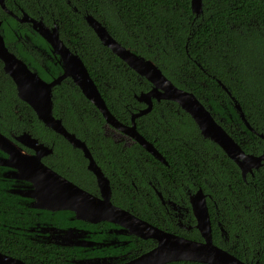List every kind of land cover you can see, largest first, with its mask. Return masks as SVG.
I'll return each mask as SVG.
<instances>
[{
    "label": "trees",
    "instance_id": "16d2710c",
    "mask_svg": "<svg viewBox=\"0 0 264 264\" xmlns=\"http://www.w3.org/2000/svg\"><path fill=\"white\" fill-rule=\"evenodd\" d=\"M5 3L17 14L22 8L32 16L42 15L47 24L59 22L60 37L80 56L109 111L120 122L130 124L132 113L145 107L136 95L149 90L151 83L100 42L84 19L85 11L99 18L122 45L151 59L173 84L192 91L245 152L264 153V139L259 135L264 134V0H202L203 12L198 17L191 11L190 0ZM0 18L6 45L30 68L46 80L61 72L55 59L46 60L52 75L43 70L34 45L48 46L38 34H29L28 41L18 39L15 32L25 33L26 27L1 9ZM234 101L254 132L245 126ZM52 102L54 116L85 142L110 180L114 204L158 224L163 205L156 190L188 209V193L201 188L208 196L213 242L242 260L264 264V165L243 178L238 166L217 144L204 138L191 116L170 100H153L151 110L135 119L139 133L153 143L167 164L136 142L123 146V141L106 135L101 112L70 78L53 87ZM23 131L51 145L52 154L44 158L48 165L89 192H97L81 150L38 120L17 96L0 61V132L10 136ZM16 199L0 191V208L8 209L6 214L0 211V222L6 216L19 219L20 213L13 207ZM167 221L173 231L174 221ZM185 235L201 239L194 226ZM0 251L29 264L39 260L49 264L55 257L49 246L30 245L13 234L7 237L1 228ZM56 253L60 254L57 248ZM165 264L206 263L182 260Z\"/></svg>",
    "mask_w": 264,
    "mask_h": 264
},
{
    "label": "water",
    "instance_id": "95a60500",
    "mask_svg": "<svg viewBox=\"0 0 264 264\" xmlns=\"http://www.w3.org/2000/svg\"><path fill=\"white\" fill-rule=\"evenodd\" d=\"M1 8L14 15L0 0ZM192 13L198 17L202 14V0H190ZM20 22H28L39 32L50 45L52 53L58 56L61 73L50 81L43 79L39 73L30 68L28 63L5 43L1 31L0 19V61L3 71L8 74L15 84L17 96L26 102L34 111L38 120L55 133L63 136L73 148L81 150L87 159V169L94 175L99 190V196L94 195L77 184L66 179L58 172L48 167L42 157L52 148L38 141L29 132L23 131L19 135L7 137L0 132V151L7 156H0L1 170L4 175L14 180H24L30 186L21 189H11L12 192L31 198L33 208L50 211L69 210L79 220L89 222L109 221L121 227H128L133 233L142 238H152L156 244L150 250L121 264H165L171 261H197L206 264H257L256 261H246L238 258L234 253L215 244L212 240V225L208 213L206 193L198 188L189 196V203L196 220L201 240L187 238L176 233L160 229L143 220L127 209L118 207L111 202V185L108 177L93 159L87 145L74 133L68 131L60 118L52 112V88L60 84L65 78H70L77 85L82 94L101 112L105 120V134L108 127L115 128L132 142H137L148 153L159 161L166 163L165 158L154 147L153 143L139 133L135 119L148 113L153 100H170L188 113L204 138L217 144L223 152L238 166L241 175L259 168L264 160V153L253 154L245 152L240 144L214 118L211 111L190 90L173 84L151 60L138 55L128 47L118 42L108 31L106 26L93 15H85L86 23L93 29L100 42L117 55L127 66L140 76H144L151 88L136 95V99L145 107L133 112L131 123L124 124L117 120L109 111L100 91L89 74L80 56L71 50L60 38L58 26L47 27L44 23L23 12L21 17L14 15ZM224 89L225 85L220 83ZM234 107L244 121L245 126L252 132L255 130L244 117L240 105L234 101ZM264 139V134H259ZM117 141L115 135L112 136ZM131 143V142H129ZM22 145V146H21ZM32 149L28 152L24 147ZM2 171V174H3ZM161 197V193L158 192ZM173 202V201H172ZM77 237V236H75ZM83 246L82 241L74 242ZM0 264H26L23 260L0 251Z\"/></svg>",
    "mask_w": 264,
    "mask_h": 264
},
{
    "label": "flooded vegetation",
    "instance_id": "af4514ba",
    "mask_svg": "<svg viewBox=\"0 0 264 264\" xmlns=\"http://www.w3.org/2000/svg\"><path fill=\"white\" fill-rule=\"evenodd\" d=\"M4 2H5V0H4ZM5 6L7 7L6 3H5ZM0 9L5 14L10 15L18 23H20L21 25H24L26 27L25 33H20V32L16 33L15 32V35L17 36L18 39L23 38V40L28 41L30 39L29 34H32V33L38 34L43 39V37L39 34V32L36 31L34 28H32L30 23L20 22L14 16V15H16L17 17H21L23 12H26L29 16H31L35 19L41 20L44 23V25L47 27H52L53 25H57L58 31L60 30L59 22H57L56 20H53V22L51 24H47L45 22V20L43 19L42 15L37 16V17L32 16L30 13H28L27 11H25L22 8L19 9L20 13L17 14L15 12H13L10 8L7 7V9H9L14 14V15H12V14H9L6 11H4L1 8V6H0ZM74 10H76V7H74ZM85 12L86 13L83 14L84 19H85V15L91 14L87 11H85ZM91 15H93V14H91ZM93 16L98 21H100L102 23V21L99 18H97L95 15H93ZM1 21H3V20L1 19ZM59 36H60V32H59ZM43 41L48 46L47 47L48 50L41 47V46H38V45H34V47L42 57L41 58V66H42L43 70H45L50 75H52V73H51L52 71H51L48 63L46 62V60L48 59L50 61H53L55 59V62L59 63L58 62V56L52 53V49H51L50 45L44 39H43ZM63 42L65 43L64 40H63ZM56 76H53V75L50 76L51 78L48 79L47 81L52 80ZM52 90H53V88H52ZM108 129H110V130H108ZM108 129L106 130L107 131L106 135H109L111 137L113 135H115V138L117 139V141L116 140L115 141L116 142H120V141L122 142L123 141L124 142L123 146H125V145L129 146L130 144L133 143L132 141H130V139L128 137H126L123 133H121L117 129H115V128L112 129L111 127H108ZM21 133H19V134H21ZM19 134L11 133L10 136H7L6 134H4V135L13 139L12 135L14 136V135H19ZM129 142H131V143H129ZM45 145L51 147V145H48V144H45ZM24 148L28 152H31V153L33 152L32 149H29L27 147H24ZM52 151H53V149H52ZM50 154H52V152H50V153H48L42 157V161L48 167H51V166L48 165L44 161V158H46ZM0 156H7V154L0 151ZM164 164H167V162ZM263 165H264V160L262 161L261 166H259V168L262 167ZM259 168L253 169L252 172H248V173H246V175L247 174H254L253 171L254 170L257 171ZM1 169L2 168L0 167V191L4 192L5 194L11 195V197H15V199L17 198L15 200L16 205L13 204V207L18 209V212L20 213V217L18 220H13V219H9L6 216L0 222V228L2 229L5 236H7V237L9 236V234L17 235V236L22 237V239L28 240L30 245L45 244V245L49 246V250L53 251V249H54L55 257L53 256L50 258L51 264H121L125 261L133 259V258L139 256L140 254L150 250L156 244V242L152 238H142V237L138 236L137 234L133 233L128 227H121V225H119L117 223H112L109 221L89 222V221H85V220H79V219H76L74 217V213L72 211H69V210L50 211V210H46V209L33 208L30 205L31 201H32L31 198H28L25 196L23 197L22 195L14 193L11 191V189H15V188L21 189V188L29 187L30 186L29 182L24 181V180H14L11 178H7V177H5L4 173H5V171H7L8 168H6L4 171ZM53 170H55V169H53ZM2 171H3V174H2ZM60 175H62V174H60ZM246 175L244 177L243 176L242 177L246 178ZM63 177H65V176H63ZM65 178L70 180L67 177H65ZM70 181L77 184L76 182H74L72 180H70ZM95 183H96V180H95ZM78 186H80V185H78ZM96 186H97V184H96ZM81 188H83V187H81ZM83 189H85V188H83ZM86 191H88V190H86ZM158 192H160V191L156 190V195H157L158 199L160 200L161 204L163 205L161 210H160V213H162V214L160 215V217L158 219L159 220L158 224H154V223L148 221L147 219H144L143 217L139 216L137 214V212H134L133 209H127V208H124V209H127L128 211H130L135 216H137L143 220L148 221L149 223H151L152 225H154L160 229H163L165 231L176 233L178 235L187 237L185 234L190 232L193 229V226L196 228V226H195L196 220L193 216L192 209L190 207V203H189L188 209L185 207H181L177 203H175L173 200H171L170 198L164 197L161 192H160L161 193V197H160L158 195ZM193 192L194 191H190L188 193V201H189V196ZM90 193L97 195V196L100 195L98 187H97V192H95V193L90 192ZM111 194H112V191H111ZM206 196H207V194H206ZM207 197H206V201H207ZM111 202H112V200H111ZM2 203H4V202L2 201ZM112 204H114V203L112 202ZM4 205H6V204L4 203ZM114 205H116V204H114ZM116 206H118V205H116ZM118 207H121V206H118ZM121 208H123V207H121ZM0 211L4 214L8 213L7 208H3V209L0 208ZM189 212H190L191 216H189L187 218V215ZM208 213H209V210H208ZM209 216H210V213H209ZM192 219H194L195 222H194V224L191 225L189 223ZM167 220L174 221L175 225L174 224L173 225L175 226V228L173 231L169 230V227L165 224L168 222ZM210 220H211V225H212L213 221H212L211 216H210ZM75 236H77V237H75ZM199 236H200V233H199ZM187 238H189V237H187ZM200 238H201V236H200ZM225 239L226 240L228 239V237L226 235H225ZM196 240H201V239H196ZM77 241H82L84 245L79 246V244H75L74 242H77ZM144 246H147V247H144ZM56 248H57V252H59L60 254L56 253ZM3 253H5V252H3ZM56 258L59 259V262H57ZM21 260H23V259H21ZM23 261L26 264H29L25 260H23ZM40 262L41 261L39 260L38 264H40Z\"/></svg>",
    "mask_w": 264,
    "mask_h": 264
},
{
    "label": "rangeland",
    "instance_id": "374dc122",
    "mask_svg": "<svg viewBox=\"0 0 264 264\" xmlns=\"http://www.w3.org/2000/svg\"><path fill=\"white\" fill-rule=\"evenodd\" d=\"M108 130H110V129H108Z\"/></svg>",
    "mask_w": 264,
    "mask_h": 264
}]
</instances>
